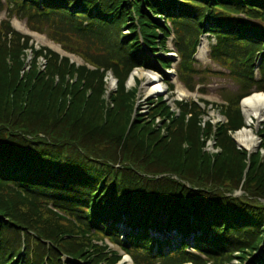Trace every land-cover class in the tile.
I'll return each instance as SVG.
<instances>
[{
	"label": "trees",
	"instance_id": "1",
	"mask_svg": "<svg viewBox=\"0 0 264 264\" xmlns=\"http://www.w3.org/2000/svg\"><path fill=\"white\" fill-rule=\"evenodd\" d=\"M3 10L0 95L17 98L0 96V124L18 131L0 133V264H116L120 256L105 240L135 264H233L235 258L238 264H264V156L238 153L229 137L242 127L240 99L254 86L264 92V0H0ZM12 17L84 64L33 49L11 27ZM206 33L216 40L212 60L241 87L225 106H216L226 121L203 122L205 111L193 102H176L171 111L159 96L148 102L150 121L138 124L132 117L137 89L124 86L129 74L167 68L170 62L158 55L172 34L179 79L192 91L198 74L193 57ZM28 50L32 66L24 71ZM39 57L43 71L35 65ZM108 72L117 86L111 107L101 99ZM58 95V113L64 108L67 116L75 103L80 107L69 120L55 112L53 122L39 124ZM97 104L105 106L107 126L111 114L126 110V130L104 134L89 111ZM156 119L168 121L167 135L155 129ZM36 131L52 138L34 140ZM210 136L220 152L212 157L199 142ZM163 141L167 148L176 145L168 149L169 163L149 166L147 161L164 158L157 150ZM239 190L243 194L236 197ZM120 223L130 228L126 241L119 239ZM151 230H178L182 238L165 254Z\"/></svg>",
	"mask_w": 264,
	"mask_h": 264
},
{
	"label": "rangeland",
	"instance_id": "2",
	"mask_svg": "<svg viewBox=\"0 0 264 264\" xmlns=\"http://www.w3.org/2000/svg\"><path fill=\"white\" fill-rule=\"evenodd\" d=\"M0 17L2 18L3 15L1 14ZM253 23L257 24V22L252 21ZM13 26L15 27V29L21 31L22 29H26L25 28V23L24 22H18L16 20L13 19L12 21ZM158 24H161V21L158 22ZM26 32V31H25ZM22 32V33H25ZM125 33L127 32V29H125L124 31ZM209 35H206L203 37V41L206 43L205 44V50L202 51L201 53H197L195 59H196V63H195V68L197 70L201 71L200 77L197 76L194 79L193 84L196 86V88H202V90H204V92H202V94H200L199 92H194V93H186V91L184 90L183 86L181 85V83L179 81L176 80L175 78V67L176 64H173L170 68H168L167 70H163V72H161L164 77L163 79H165V84L170 83L171 85H173L172 90H166L165 84L162 83L161 79L155 75L152 74L150 72L144 71L142 69H135L134 71H132V73L130 74V76L128 77V79L126 80L124 86L125 89L129 92L133 91L134 89H137V97H136V101H135V105L136 108L133 112V119H137V123H143L146 121H150L149 118V106H148V102H151L152 100H156V98H158V96H164V98L166 99V102H168L169 104L171 102H177V101H190V100H194V101H198V100H204L208 103H211L213 106L212 107H208V115L205 116L204 119H208L211 118V121L213 124H216L218 122H223L224 119L222 118V116L218 114L217 112V108L215 107V105H219V104H224L225 100L228 96H236L237 94H239V87L238 84L236 83V81L234 80V78L232 76H229L227 71L221 69L220 67L217 66V64L213 63L210 59H209V52H210V48L211 46L214 44V41L212 42ZM31 41L34 47L38 48V47H47V48H58V46L52 44L45 35H37V34H31ZM166 49L168 51H173V48L171 46V37L167 39L166 42ZM172 56H167L168 58H170L171 60H175V63H177V58L175 56V54H171ZM27 58V59H26ZM25 58V62L27 64H25V70H30V67L32 66V57L26 56ZM28 60V61H27ZM73 61H76L77 63H80L79 59L74 57ZM36 67L38 68V70L43 71L44 70V64L41 60H38V62H36ZM135 73L134 78L131 79V75ZM147 78H155L154 82L155 83V87H154V93H149L148 89L150 88V86L152 84L148 83L146 81ZM72 79V78H71ZM131 79V81H130ZM199 80H201V82H199ZM70 82H73L70 80ZM104 92L101 96L102 100H106L107 101V105H109V107H111L113 105V102H111V96H113L115 94V91L117 89L116 86V81L115 78L113 77L112 74H107L105 76L104 79ZM253 93H255L254 89L251 90ZM23 92V91H22ZM15 94H19V93H15ZM14 94V95H15ZM21 94V93H20ZM181 94H184L186 96H181ZM22 95V94H21ZM3 99L7 98V99H13V98H17V96H12V95H0ZM23 97V96H22ZM60 95H58L57 97L55 96L54 98L51 97V101H53L55 103V107L52 110L53 112L48 115V117H45L46 120L43 121L41 123V121H39L38 123L46 126L49 124V122H51L50 120L53 119V117L55 118L57 116V118L64 116L65 110L64 108L59 111L58 113V108L56 107V105H58L59 100H60ZM65 100H67V96H65V98H63ZM20 103L19 101L17 102V104ZM25 103V101H24ZM73 107V106H72ZM78 107H80V105L76 104L74 105L73 111L77 110ZM94 105L89 106V111L93 112V117L95 119V124H102L105 126V130L103 131V133L107 134V135H112V134H117V133H121L123 130H126V123H127V112H125L126 110L121 109V113H113L111 114V119L109 121L110 124L105 123V120H102L105 118V106L102 105H98L95 106V108H93ZM241 107V106H240ZM14 108V106H13ZM68 111V110H67ZM72 111V112H73ZM56 112V116L55 115ZM71 113H68L67 116H64L65 119H68L72 116ZM241 115H242V127L240 129H238L237 131L234 132H230L229 133V137L230 139L233 141V145L235 147V151L237 150V152L239 153H247V154H260L261 156H264V150L261 147V137L259 136L260 131L262 130V128H264V111L262 113V115L257 118V117H247L245 115V113L243 112V110H240ZM8 113V112H7ZM9 114L12 115V112L10 111ZM53 122V120H52ZM167 122L163 119H156L153 121V123L155 124V129L159 130V132H161V134L163 136L167 135ZM164 123L166 126H164ZM7 129V130H6ZM5 129V124H0V133L1 132H6L13 130V131H18L16 130V127H12V126H6ZM58 129L60 130H64V126L59 127ZM242 129H246L247 131H250V133L253 134V137L255 138V142H256V147L251 151L248 152L244 147H241L240 145L237 144L236 142V133H238L240 130ZM6 130V131H4ZM12 133V132H9ZM37 133V134H36ZM35 136L37 138H34V140H39V139H49L52 137H46L45 133L41 132V131H36ZM19 134V133H18ZM56 136L55 134H52L51 136ZM63 139V138H62ZM203 140V142L201 141ZM180 142V139L177 140V142ZM51 142V141H49ZM199 142L201 143L202 146V150L205 153L206 156H213L214 154H218L219 152V148L216 145V141L213 139V137H207V138H202L199 139ZM56 144H58L56 142ZM132 148V152H130V155H134L135 153V144L132 142L131 144H129ZM168 148L166 145V141H163L160 143L159 147L157 148V150L159 152L162 153L163 157L161 161H154V160H149L147 162L149 163V166H151L152 162H159L160 164L163 163H169L166 162L172 155V153L170 151H168V149L173 146L176 147L175 142H170L168 144ZM162 146H166V151L161 149ZM100 148H103V146H100ZM84 156H86L87 160L89 161H100V163H105V161L101 158H98L97 156H94L91 152H82ZM168 157H165V154H168ZM195 152H192V154ZM191 154V155H192ZM137 157V155H136ZM191 158H193V155L191 156ZM189 158L190 162L193 161V159ZM172 159V158H171ZM169 161V160H168ZM243 162V161H242ZM155 165L151 168H155L156 170H158V168H161V166ZM0 165H1V159H0ZM93 172H89L88 175L89 177L87 178H91L92 177ZM71 176V175H69ZM165 176V175H163ZM155 177V176H154ZM160 177V176H159ZM162 177V176H161ZM160 177V178H161ZM176 178V177H173ZM92 180V179H90ZM88 190V189H87ZM243 193L239 190L238 192H235V196L239 197L241 196ZM262 203H264V201H262ZM120 229L121 232L124 233V231H127L124 225H120ZM104 241V240H103ZM104 243H106L104 241ZM110 250H116L117 248L113 245H108ZM118 264H128L127 262V258L126 257H122L121 260L118 262ZM233 264H238V260L235 258L233 261Z\"/></svg>",
	"mask_w": 264,
	"mask_h": 264
},
{
	"label": "bare ground",
	"instance_id": "3",
	"mask_svg": "<svg viewBox=\"0 0 264 264\" xmlns=\"http://www.w3.org/2000/svg\"><path fill=\"white\" fill-rule=\"evenodd\" d=\"M21 32H25V29H22ZM205 42L201 44L199 47V53L205 50ZM135 73L131 75V79L134 78ZM130 79V81H131ZM155 78H147L146 81L150 84V88L148 89L149 93H152L154 91ZM156 80V79H155ZM154 93V92H153ZM181 96H186L184 94H181ZM241 109L245 113L247 117H257L259 118L263 111H264V96L261 94H253L241 101ZM236 142L241 147H244L248 152H251L256 147L255 138L253 137V134L250 133V131H247L246 129L240 130L238 133H236ZM128 264H131L127 259Z\"/></svg>",
	"mask_w": 264,
	"mask_h": 264
}]
</instances>
